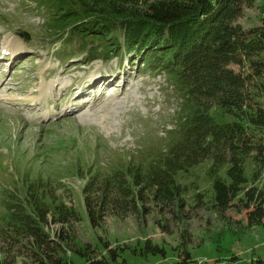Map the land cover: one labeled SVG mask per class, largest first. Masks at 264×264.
I'll return each instance as SVG.
<instances>
[{
    "label": "rangeland",
    "instance_id": "1",
    "mask_svg": "<svg viewBox=\"0 0 264 264\" xmlns=\"http://www.w3.org/2000/svg\"><path fill=\"white\" fill-rule=\"evenodd\" d=\"M156 1L140 0L138 10H147ZM57 4V0H0V54L9 42L16 49H10L14 58L5 60L0 69V223L11 203L27 207V214L35 217L28 188L38 184L55 194L54 200H45L50 215L41 228L57 242L62 232L70 236L63 257L74 264H87L74 253L84 248L91 260L110 261L116 254L128 264H173L188 255L198 264L264 258V219L260 225L249 221L251 212L260 206L264 210V158L258 159L256 151L243 159L247 183L230 209L217 206L214 184L230 183L231 166L208 158L175 175L181 187L178 206L156 205L145 197L139 213H111L101 225H92L83 193L90 179L97 172L111 171L115 163L138 164L142 156L153 159L160 154L170 142L168 132L178 125L181 98L162 68L153 70L151 64L145 65L143 52L124 45L123 32L114 31L107 39L100 33L75 32L71 22L55 28L53 21L62 17ZM263 4L264 0H256L244 6L233 25L246 32L260 27ZM113 38L120 40L121 49L112 47ZM245 64L249 72L251 66ZM230 68L241 71L237 65ZM96 78L110 81L89 89ZM51 81L71 85L61 84L46 99L32 102ZM259 84L261 88L253 87ZM250 90L264 108V76L255 78ZM81 92L94 96L75 99ZM85 102L90 105L81 107ZM208 104L216 123L239 121L216 102ZM64 109L69 111L62 114ZM241 122L249 125L246 119ZM249 137L254 146L264 144V128L250 126ZM58 208L70 214L65 226L54 222ZM30 235L0 241V257L10 252L17 264H33L36 250ZM148 243L164 253H147Z\"/></svg>",
    "mask_w": 264,
    "mask_h": 264
},
{
    "label": "trees",
    "instance_id": "2",
    "mask_svg": "<svg viewBox=\"0 0 264 264\" xmlns=\"http://www.w3.org/2000/svg\"><path fill=\"white\" fill-rule=\"evenodd\" d=\"M138 1L57 0L55 6L62 16L58 22L53 21L55 28L71 22L75 32L80 29L86 36L100 33L99 36L107 39L114 31L123 32L124 45L130 51L143 52L147 58L145 65L151 64L149 67L154 66L153 70L162 68L181 98L178 125L168 132L170 142L160 154L153 159L142 156L138 160L143 161L138 164L119 163L117 166L115 163L111 171L97 172L90 179L83 193L93 226L101 225L111 213L119 216L139 213L138 206L145 197L156 205L178 206L181 187L175 175L189 171L208 158L218 165L231 166L230 183L217 180L214 184L217 206L230 209L247 183L243 159L253 151L257 152L258 159L264 158V144L254 146L249 137L250 126L264 128V108L250 90L255 78L264 76V59L260 58L264 55V19L262 25L251 32L233 25L243 7L252 6L256 0H159L144 11L138 10ZM112 41V47L121 49L120 40L113 38ZM246 61L251 66L249 72L244 70ZM231 65L239 66L241 71L236 72ZM253 87L259 89L261 85ZM210 102L233 113L239 121L216 123L210 115ZM244 119L248 120V126L241 122ZM132 160H136V156ZM134 186L139 189L134 190ZM28 189V202L35 217L27 214V207L17 203L8 205V216L0 223V241L10 243L12 235L30 233L36 250L33 264H74L63 257L65 247H70V236L62 232L57 242L41 228L42 224H48L50 206L45 200H54L52 189L38 184ZM247 195L254 198L249 192ZM57 211L53 215L54 222L65 226L69 212ZM263 219L262 206L249 214L253 225H260ZM146 247L147 253L152 255L164 253L149 243ZM87 251L84 248L74 253L87 264H128L125 258L120 261V255L116 254L110 261L91 260ZM4 253L0 264H17L10 252ZM173 264L198 263L188 255ZM218 264H264V258L249 263L230 260Z\"/></svg>",
    "mask_w": 264,
    "mask_h": 264
},
{
    "label": "bare ground",
    "instance_id": "3",
    "mask_svg": "<svg viewBox=\"0 0 264 264\" xmlns=\"http://www.w3.org/2000/svg\"><path fill=\"white\" fill-rule=\"evenodd\" d=\"M10 49L12 50H14L15 48H14V45H13V42H9V43H7V44H5L4 45V47L1 49V52L2 51H5V50H7V51H10ZM16 50V49H15ZM4 62H5V55H3V54H0V69H1V67H3L4 66ZM126 73H125V75L123 74V76L121 77V79H123L124 81H123V84H124V86H125V84H126ZM99 78V77H98ZM98 78H96L95 80H93L92 81V83L89 85V89H96V87L97 88H100V87H102V85H104V83L105 82H109L110 80L109 79H103L104 80V83L103 82H101V80L100 79H98ZM61 84H63V85H65V87H69V85H71V83L69 84V83H61V82H58V81H51V82H49L48 83V85H44L43 86V91H41V93H40V95H39V97H37V98H32V102H34V101H37L36 99H42V97L43 98H45L46 99V94H50L51 92H52V90H56L57 88H58V86L59 85H61ZM76 84V83H75ZM86 84V83H85ZM123 86V87H124ZM84 87H85V85H84ZM77 89V88H76ZM76 89H74V90H76ZM88 89V90H89ZM87 90V91H88ZM70 91H71V89H70ZM72 92V91H71ZM72 94H74V92L72 93ZM87 95H89V96H94L93 95V93H89V92H81V94H80V96H78L77 98H75V99H80V98H83V97H86ZM30 98H28V100H29ZM8 103V102H7ZM8 104H11V103H8ZM90 105V103L89 102H85V103H83L82 104V106L81 107H83L84 106V108L85 107H87V106H89ZM27 106V104H25V107ZM32 107H36V105H31ZM27 108H29V106L27 107ZM76 109H78V108H76Z\"/></svg>",
    "mask_w": 264,
    "mask_h": 264
}]
</instances>
